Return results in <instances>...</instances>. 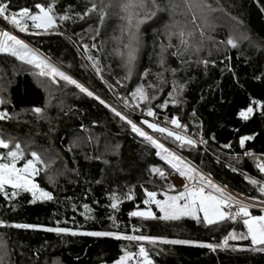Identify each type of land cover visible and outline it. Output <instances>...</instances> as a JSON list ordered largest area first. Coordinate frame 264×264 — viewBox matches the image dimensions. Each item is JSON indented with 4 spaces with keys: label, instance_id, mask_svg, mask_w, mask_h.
<instances>
[{
    "label": "trees",
    "instance_id": "16d2710c",
    "mask_svg": "<svg viewBox=\"0 0 264 264\" xmlns=\"http://www.w3.org/2000/svg\"><path fill=\"white\" fill-rule=\"evenodd\" d=\"M6 2L10 11L22 7L35 11L34 4L46 5L49 0ZM94 2L99 4L100 0ZM211 2L217 11L209 13L206 20L197 13L196 24H189L194 31L195 42L200 39L199 32L195 31L197 27L204 30L206 37H212L204 40L199 52L200 59L209 61L207 69L195 63L181 65L168 54L165 67L178 70L175 78L180 83L188 81L186 90L179 106L174 107L169 102L163 110L156 108V103H163L171 91L173 77L166 73L168 83L163 85V91L157 93V100L151 105L159 123L164 124L165 114L169 117L177 115L187 126L186 134L198 141L203 138L205 143L194 149L180 148L172 139L146 130L211 180L229 186L238 195L255 196L259 200L258 193L247 183L245 175L257 179L261 176L255 159L244 156V152L250 151L259 159L264 158V115L255 111L249 120L243 121L239 119L238 112L247 108L252 99L264 102V0ZM88 3L89 0H58L55 11L62 13L66 6L71 5L73 12L83 13ZM177 3L181 7L177 9L175 19L188 24L191 13L183 7L182 0H177ZM112 11L109 10V17L95 40L91 38L96 35L99 23L95 15L83 20L74 16L59 28L60 35L36 36L29 32L28 38L73 78L123 111V102L116 100L113 91L101 82L88 61L82 58L83 48L77 51L81 44L91 47L96 43L103 48L99 53L103 78L113 84L121 96H127L136 84L156 83L154 75H149L144 81L134 75V83L125 81V87L116 85L114 78L122 76L123 70L118 58L109 54L113 47L110 37L118 34L119 24L116 16L111 15ZM162 15V21L155 24L150 21L143 26L146 31L137 64L139 73L146 69L150 73L161 71L157 66L159 43L163 25L168 22L167 13ZM0 26L7 27V24L0 19ZM229 37L235 41L236 47L227 45ZM188 58L183 57L185 60ZM191 59L195 61L197 56L191 55ZM148 91L151 93L152 90ZM0 99L5 101L0 104V112L8 114L11 124L3 129L16 135L17 139H25L29 144L28 152H36L48 164V168L37 175L35 183L54 196L52 201L30 203L31 195L21 191L12 201L14 210L0 196V221L9 225L60 226L79 231H114L217 243L229 230L244 231L242 223L233 224L231 221L205 227L202 218L197 224L187 217L178 221H143L129 217L130 211L144 210L145 190L155 191L158 199H162L163 193L175 192L168 178L171 169L156 156V150L142 143L127 125L97 101L79 93L74 86L63 81L53 85L46 78L35 77L29 66L0 54ZM35 107L43 110L40 117L32 112ZM127 114L137 123L146 118L131 110ZM146 119L151 121L152 118ZM167 126L172 127L170 124ZM243 135H251L253 139L246 141L242 149L239 138ZM224 144L231 146L221 147ZM3 150L0 148V155L4 154ZM150 167L161 169L166 176L161 178L159 174L151 173ZM232 168L238 171L234 172ZM49 176L53 180L50 181ZM129 190L132 200L124 198V193ZM112 192L121 196L118 211L108 206ZM83 204H88L92 210L86 213L90 219L81 214L85 212ZM150 208L159 215L154 205ZM134 227L139 231L134 232ZM0 241L7 246L5 264H113L123 254L122 248L134 253L137 247L136 242L112 237L57 236L41 229L10 227H0ZM228 243L231 247L216 252L193 245H146V248L153 264H264V251L240 250L249 248L250 241L230 240ZM3 252L4 249L0 248V255Z\"/></svg>",
    "mask_w": 264,
    "mask_h": 264
},
{
    "label": "snow or ice",
    "instance_id": "6c2138e0",
    "mask_svg": "<svg viewBox=\"0 0 264 264\" xmlns=\"http://www.w3.org/2000/svg\"><path fill=\"white\" fill-rule=\"evenodd\" d=\"M216 2L218 4L219 0H216ZM57 3L58 0H49L46 5L40 3L34 4L35 11H32L28 7L10 11L9 4L6 0H0V19L18 32H30L31 35L39 36L42 34L60 35L59 28L64 22L71 21L74 16L83 20L85 17L95 15L99 22L95 29L96 35L91 37L95 40L96 36L100 34V27L105 24L109 17V10L112 9L114 11H112L111 15L116 16L119 24L117 25L118 34L110 37L113 47L109 54L115 55L118 58L120 61L119 66L123 70L122 76L114 78L116 85L125 87V81H132L134 83V75L141 81H144L149 75H154L156 78V83L149 82L147 85L144 83L136 84L128 92L127 96H121L115 91L114 85L103 78L99 60V53L103 51V48L98 47L96 43H93L91 47L88 44H81L77 51L79 52L80 48H83L82 58L88 61L101 82L110 91H113L116 100L123 102L124 110L122 111L117 107H113L72 76L61 71L50 63L48 59L43 58L38 50L30 48L28 44L18 39L10 31H0V54L14 57L17 61L37 69L38 71L35 74L41 78L48 79L53 85H57L59 81H63L67 85L74 86L84 96L97 101L113 117L118 118L120 122L127 125L131 133L141 138L142 143L155 149L156 155L184 179L183 191L173 196L163 193L164 199L162 200L156 198L157 193L155 191L145 190V198L143 199V204L145 205L144 210L130 211L128 216L136 217L143 221H178L181 218L187 217L196 221L197 224L201 223L202 216V223L205 227L210 225L219 226L220 222L231 221L233 224L242 223L244 231L237 233L234 229L229 230L217 243L185 239H167L144 234L127 235L114 231H79L60 226L45 227L24 223L9 225L4 221H0V227L41 229L45 232L55 233L57 236L112 237L117 240L136 242L137 251L133 253L122 248L121 251L123 254L114 264H153L146 245H193L207 249L209 252H216L218 249L224 250L231 247L228 243L230 240H248L250 241V247L240 250L253 252L264 251V161H261L259 157H256L250 151L244 152V156L255 159L256 169L261 176L260 179H257L254 176L245 175L247 183L252 186L260 197L258 203L261 214L253 215L249 209L255 206L257 199L255 196L251 198H238V196L231 194L226 186L222 187L217 185L207 174L192 167L175 152L166 148L163 143L159 142L157 138L149 134L146 130L150 129L152 133H157L165 139H172L180 148L187 147L194 149L198 144L205 143L203 138L198 141L193 136H188L186 134L187 126L180 122L177 115H171L169 117L165 114L164 124L159 123L156 119L157 113L151 105L153 101L157 100V93L163 91V85L168 83L166 73H170L173 77L171 80V91L167 93V98L163 100V103H156L155 107L163 110L168 106L169 102L174 107L179 106L182 102V93L186 90L188 81L185 80L183 83L178 82L175 78L178 70L165 67L168 54L175 57L181 65L195 63L197 65H203L205 70L207 69L209 61L207 59H200L199 52L204 40H211L212 37H206L204 30L197 27L195 31L199 32L200 39L199 42H195L194 31L189 27V24H196L197 13L200 14L202 20H206L209 13L217 11V8L213 6L211 0H182L183 7L187 9L188 13H191V20L188 24H182L175 19L177 9L181 7L177 3V0H100L99 4L94 2V0H89L88 6L83 13L73 12V6L71 5L66 6L62 13H57L55 11ZM164 13H167L168 22L163 25L162 38L159 43L160 52L157 59V66L161 71L150 73L146 69L143 73H139L137 72V64L144 44L143 36L146 31L143 26L150 21L153 24L162 21L164 19L162 14ZM226 43L229 47L237 46L231 37L227 39ZM93 50L95 51V55H93ZM186 54H189L187 60L183 59ZM191 55H196L197 59L193 61ZM148 89L152 90L151 93H149ZM128 97H131V99H128ZM4 102V100L0 99V104ZM137 109L140 110L142 117L152 118L151 121L144 118L140 119L137 123L127 114L128 110L135 112ZM255 111H260L261 115H264V102L252 99L247 108L238 112V117L243 121H247ZM32 112L37 117H40L43 110L35 107L32 109ZM7 116L8 114L6 112H0V120L6 119ZM169 124L172 126L171 128L167 126ZM181 129L184 131H180ZM251 139H253L251 135L241 136L239 138L240 147L243 149L245 142ZM230 146V144H224L221 147L229 148ZM0 148L9 149V141L0 139ZM30 156L31 159L26 160L23 167L18 168L16 166L17 161L24 157V152L21 150L19 143H16L15 147L6 151L5 154L0 155V196H3L4 201L13 210L15 205L12 201L19 196L21 191L31 195L32 199L29 201L30 203H34L37 200L52 201L54 199L52 193L45 191L37 183L33 182L32 179L34 175L45 171L48 168V164L34 151L30 153ZM149 171L153 174H159L161 178L165 177V173L159 168L150 167ZM232 171L235 172L238 170L232 168ZM49 180L51 181L53 178L49 176ZM168 187L172 188V185H168ZM9 189H11V192H9ZM124 198L127 200L133 199L131 190L124 193ZM109 201L108 206L112 210L118 211L121 196L116 192H112L109 195ZM151 205H155L159 212L158 216L151 210ZM82 207L85 212L81 214L85 216V219H90L91 217L86 215V213H90L92 210L88 204H83ZM73 210L75 211V208ZM109 218L112 219L111 216ZM113 222L115 223V221ZM133 231H139V229L134 227ZM0 248L4 249L3 255H0V264H5L4 256L8 253L7 246L2 241H0Z\"/></svg>",
    "mask_w": 264,
    "mask_h": 264
},
{
    "label": "rangeland",
    "instance_id": "374dc122",
    "mask_svg": "<svg viewBox=\"0 0 264 264\" xmlns=\"http://www.w3.org/2000/svg\"><path fill=\"white\" fill-rule=\"evenodd\" d=\"M3 30H8L10 31L13 35L17 36L18 39H21L23 40L26 44H28V46L34 50H38L39 54L42 55L43 58L45 59H48L50 61V63H52L54 66H56L57 68H59L61 71H64L66 74L70 75L62 66H60L59 64H56L54 63L53 61H51L49 58L46 57V55L41 52L30 40H29V33H21V32H18L16 31L14 28H11L10 26L7 25V27H2L0 26V31H3ZM235 30V29H234ZM235 32L239 33V35L241 34L239 31L235 30ZM244 46H246L247 48V45L244 44ZM2 55H6V54H2ZM45 55V56H44ZM186 56H189V54H186ZM14 58V57H13ZM15 59V58H14ZM16 60V59H15ZM17 61V60H16ZM19 62V61H18ZM29 66L31 69H32V74L35 76V77H38V78H41L39 76H37L35 73L38 71L37 69L31 67L30 65H27ZM71 76V75H70ZM75 79V78H74ZM78 81V80H77ZM79 82V81H78ZM82 84V83H81ZM85 86V85H84ZM87 87V86H86ZM88 88V87H87ZM89 89V88H88ZM90 90V89H89ZM92 91V90H91ZM96 94V93H95ZM97 95V94H96ZM114 107V106H113ZM139 111V110H138ZM137 110L135 111V113H138V114H141L140 111L138 112ZM11 124L9 123V119H8V116L6 119L4 120H0V139H4L6 141H9V149H4L3 152L4 154L6 153V151L12 149L15 147L16 143H19L21 145V150L24 152V157L17 161V167H23V164L26 160L28 159H31V156H30V152H28V147H29V144L28 142L23 139V138H18L16 137V135L6 131L3 129V127L5 126H10ZM148 131V130H147ZM149 132V131H148ZM149 134L153 135L151 132H149ZM154 136V135H153ZM155 137V136H154ZM157 138V137H155ZM158 139V138H157ZM159 142H161L159 139H158ZM163 143V142H161ZM164 146L166 148H168L169 150L173 151L169 146H167L165 143H163ZM175 152V151H173ZM177 154V153H176ZM178 155V154H177ZM157 156V155H156ZM161 162H163L164 164H166L159 156H157ZM181 157V156H180ZM182 158V157H181ZM183 159V158H182ZM184 160V159H183ZM21 161H23V163L21 164ZM186 161V160H184ZM187 163H189L188 161H186ZM190 164V163H189ZM167 165V164H166ZM192 167H194L192 164H190ZM168 166V165H167ZM169 167V166H168ZM170 168V167H169ZM196 168V167H194ZM171 169V168H170ZM198 169V168H197ZM200 170V169H198ZM201 171V170H200ZM203 173V172H202ZM205 174V173H204ZM166 176V174H165ZM37 177V175H34L32 177L33 179V182H35V178ZM168 178L171 180L174 188H175V192L173 193H168L167 195L169 196H173V195H176L178 192L180 191H183L184 190V184H185V181L184 179L179 175V173L173 171L171 169V173L170 175L168 176ZM157 198V197H156ZM158 199V198H157ZM162 199H164V196L162 197ZM161 199V200H162ZM259 201V200H258ZM155 206V205H154ZM152 210V209H151ZM254 212V211H252ZM251 213V212H250ZM252 214V213H251ZM254 215V214H253ZM255 215H259V214H255ZM202 218V216H201ZM131 252V251H130ZM114 264V263H113Z\"/></svg>",
    "mask_w": 264,
    "mask_h": 264
},
{
    "label": "built area",
    "instance_id": "2783aa9c",
    "mask_svg": "<svg viewBox=\"0 0 264 264\" xmlns=\"http://www.w3.org/2000/svg\"><path fill=\"white\" fill-rule=\"evenodd\" d=\"M260 160L261 161H264V158H260ZM212 179V178H211ZM229 187V186H228ZM230 188V187H229ZM233 192V191H232ZM235 195H237L239 198H245L244 196H241V195H238L237 193H235V192H233ZM249 211H254V212H256V213H259V214H261V211H260V205H259V203H258V200H256V202H255V206H253V207H251L250 209H249ZM137 251V247L135 248V250H134V253ZM137 259H138V257H137Z\"/></svg>",
    "mask_w": 264,
    "mask_h": 264
},
{
    "label": "bare ground",
    "instance_id": "6f19581e",
    "mask_svg": "<svg viewBox=\"0 0 264 264\" xmlns=\"http://www.w3.org/2000/svg\"><path fill=\"white\" fill-rule=\"evenodd\" d=\"M213 181V180H212ZM213 182H215V181H213ZM217 185H219V186H222L223 187V185H221V184H219V183H217V182H215ZM227 188V190L231 193V194H233V195H235L233 192H232V190L231 189H229L228 187H226ZM235 196H237V195H235ZM239 198V197H238Z\"/></svg>",
    "mask_w": 264,
    "mask_h": 264
}]
</instances>
